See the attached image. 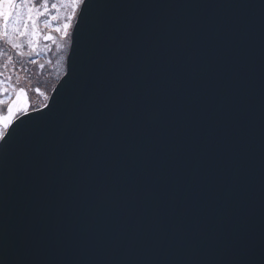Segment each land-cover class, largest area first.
I'll use <instances>...</instances> for the list:
<instances>
[{
	"label": "water",
	"instance_id": "water-1",
	"mask_svg": "<svg viewBox=\"0 0 264 264\" xmlns=\"http://www.w3.org/2000/svg\"><path fill=\"white\" fill-rule=\"evenodd\" d=\"M88 2L0 147V264H264V0Z\"/></svg>",
	"mask_w": 264,
	"mask_h": 264
},
{
	"label": "snow or ice",
	"instance_id": "snow-or-ice-1",
	"mask_svg": "<svg viewBox=\"0 0 264 264\" xmlns=\"http://www.w3.org/2000/svg\"><path fill=\"white\" fill-rule=\"evenodd\" d=\"M89 8L88 0H58V2L50 3V0H0V41L6 42L20 57H31L35 52L37 55V40L39 38L38 23L41 17L50 13L51 9L64 10L65 14L58 27L53 31L59 34V39L63 44H58L57 47L68 48L71 46L70 33L74 29H79L82 32L85 28V14ZM53 20H59L58 16H53ZM48 26V21H45V27ZM27 38V44L20 42V38ZM45 40L55 42L56 37L47 35ZM25 47L29 50L24 51ZM12 57L8 56L7 61L11 62ZM29 63L36 64L37 61L29 59ZM63 63V58L59 61ZM5 63L3 67L7 68ZM43 69L44 65H39ZM78 66L76 62H72L69 72L66 73L68 81L74 80L77 76ZM8 82L11 77L6 78ZM6 81L0 79V94H7L9 87L5 86ZM193 84L192 92L193 94ZM36 92L43 97L44 101L49 100V97L40 91ZM11 95L8 100L0 99V106L6 105V112L0 110V147L8 145L12 140L13 134L18 131L17 121L23 124L21 119L29 113L32 105L29 102V95L24 87H11ZM47 107L46 104L42 105ZM197 124L195 120L189 122V136L194 132ZM186 150L191 151V144H186ZM166 158V157H165ZM167 159V158H166Z\"/></svg>",
	"mask_w": 264,
	"mask_h": 264
},
{
	"label": "rangeland",
	"instance_id": "rangeland-1",
	"mask_svg": "<svg viewBox=\"0 0 264 264\" xmlns=\"http://www.w3.org/2000/svg\"><path fill=\"white\" fill-rule=\"evenodd\" d=\"M41 0H37L40 3ZM58 2V0H50V3ZM65 14L64 10L51 9L50 13L44 17H41L38 23L39 38L37 40V52H34L31 57H20L16 51L13 50L6 42L0 41V79L6 81L5 86L9 87L7 94H0V99L8 100L11 93V87H24L29 95V102L32 105V109L42 107L47 101H44L36 89L44 92L49 97L54 85L63 74L65 70V57L68 48L57 47L58 44L62 45L63 41L59 39V34L55 33L53 29L58 27ZM53 16H58L59 20H53ZM45 21H48V26L45 27ZM71 34V33H70ZM47 35H53L56 37L55 42L45 40ZM20 42L27 44V38H20ZM29 49L25 47L24 51ZM11 56V62L7 61V57ZM63 58V63L59 61ZM29 59L36 60L37 63H29ZM7 63V68L3 65ZM44 65L43 69L39 65ZM11 77V81L8 82L6 78ZM0 110L6 112V105L0 106Z\"/></svg>",
	"mask_w": 264,
	"mask_h": 264
}]
</instances>
